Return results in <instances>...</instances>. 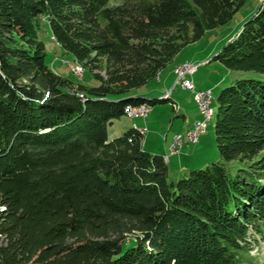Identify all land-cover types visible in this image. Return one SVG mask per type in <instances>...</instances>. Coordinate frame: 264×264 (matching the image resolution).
<instances>
[{
  "label": "trees",
  "instance_id": "16d2710c",
  "mask_svg": "<svg viewBox=\"0 0 264 264\" xmlns=\"http://www.w3.org/2000/svg\"><path fill=\"white\" fill-rule=\"evenodd\" d=\"M246 0H0V264H246L264 235V80L217 94L219 160L176 182L130 127H107L186 45ZM98 82L45 62L38 18ZM264 74V0L212 57ZM85 72V71H84ZM80 93V94H79ZM162 99V100H161Z\"/></svg>",
  "mask_w": 264,
  "mask_h": 264
},
{
  "label": "rangeland",
  "instance_id": "374dc122",
  "mask_svg": "<svg viewBox=\"0 0 264 264\" xmlns=\"http://www.w3.org/2000/svg\"><path fill=\"white\" fill-rule=\"evenodd\" d=\"M124 0H112L114 3H122ZM263 0H246L245 3L234 13L232 18L228 20L225 24L218 26L214 29L207 30L204 35L195 42H192L185 47H183L179 53L174 57L172 64L168 66L163 72L160 74V80H156V78L151 79L145 86L141 87L136 91L159 89L165 82V74H169L168 71L171 70L172 65H176V63H181L184 61L197 63L199 66V70L193 74V79L195 82L196 89L202 90H210L211 91V103L210 109L212 110V115L208 118L206 134L211 133V141H213V148L215 154L206 155L208 163L215 162L219 159L218 151L216 148L215 137L213 132V124L215 121V110L217 105V94L219 91L229 86L234 80L241 78H254L264 80V74L254 71V70H229L223 64L216 60H211L212 57L220 50V48L226 42L232 40L234 36L239 31L243 22H245L259 7ZM38 28H37V36L38 39L41 40L45 45V62L46 64L57 74L67 77L73 83V88H77L79 85H85L86 87H90L96 85L98 82L93 78L92 74L85 69V66L77 61H73L72 55L69 53H65L59 45H57L51 35L49 28L45 25V20L40 17L38 18ZM65 61V62H64ZM66 61H69L71 65H68ZM77 62V63H75ZM208 62V63H207ZM75 63V64H74ZM82 66H81V65ZM76 68H84L83 73H79ZM173 66V69H174ZM85 71V72H84ZM174 72V70H173ZM171 77L168 78V82H171L170 86H174L175 75L170 71ZM180 85V84H177ZM171 89V87H170ZM173 97L171 102H157L153 105V107H168L169 112L173 113L171 110L172 102H174L173 110H178V102L180 101L182 106L188 108L186 111H193L192 106L197 104L194 101V96L189 94V92H185V90L181 92V97L176 95V93L180 92L179 86L177 88H173ZM192 93V92H191ZM80 94V93H79ZM193 94V93H192ZM166 95L165 93L162 96ZM169 96V95H168ZM160 96L152 95L151 98H159ZM177 97V98H176ZM184 104V105H183ZM198 109V107H197ZM133 117H128L127 115H123L119 119L113 121L112 124L107 127V136L108 139L111 140L117 136H120L125 131H127L130 127H132ZM179 118V117H178ZM176 118V119H178ZM138 120V119H137ZM180 121H183L180 119ZM186 122H182V125H186ZM184 133V131H181ZM191 144V143H189ZM188 144V145H189ZM186 145V144H185ZM210 154V153H209ZM209 158V159H208ZM204 156L194 157L192 160H186L183 162L185 168L180 166L170 167L168 169V178L170 181L176 182L180 178L186 177L190 170H196L200 168H204L207 164H203L202 160ZM221 163H223L224 167L230 174H234L237 170V166L241 167V162L237 161H225L221 158L219 159ZM169 166V165H168ZM188 166V167H187ZM190 170H189V169ZM249 254L252 258L250 263L246 264H264V235L256 234L252 229L249 230Z\"/></svg>",
  "mask_w": 264,
  "mask_h": 264
},
{
  "label": "crops",
  "instance_id": "0c3cea01",
  "mask_svg": "<svg viewBox=\"0 0 264 264\" xmlns=\"http://www.w3.org/2000/svg\"><path fill=\"white\" fill-rule=\"evenodd\" d=\"M186 62V61H184ZM208 63V62H207ZM177 64V63H176ZM173 66H171V72H173ZM199 68V66H198ZM197 68L196 72L199 70ZM165 74V82H163V85L161 87H158L159 89H151L150 92L146 90L142 91H136L135 95H140L143 97L151 98L152 95H158L161 96L164 93H169V99L165 100L163 102L169 101L171 102L173 97V88H177L179 86L180 92L176 93V95H179L180 99L182 90L184 91L180 85H175V87L170 86L171 82L168 83V78L170 79L171 74ZM163 71L160 72V74ZM160 74L156 78V80H160ZM187 90H185L186 92ZM189 92V91H187ZM189 94L193 95L191 92ZM180 101L185 100H179L178 102V110H173L174 102H172L171 110L173 113L169 112V108L166 107H151L150 111L146 114L144 117L136 116L132 118L133 127L139 129L142 132V148L143 150L151 153V154H158L161 155L165 161L167 162L168 169L170 167H177L180 166L182 168H185L183 162L186 160H192L194 157H199L201 155L204 156V159L202 160L203 164H207L209 160H207L206 155H213L215 154L214 148H213V141H211V133H206V129L203 133L199 135L198 141L196 143L191 144H184L177 152L170 154L168 151V146L172 140V137L176 133H181V131H186L193 122L197 120H201V114L197 107L193 105L192 110L193 111H186L188 108H185V106L181 105ZM184 105V104H183ZM179 117V118H178ZM178 118V119H176ZM138 119V120H137ZM183 120V121H180ZM182 122H186V125H182ZM113 123V122H112ZM207 128V127H206ZM210 153V154H209ZM209 159V158H208ZM219 159H217L218 161ZM188 167V166H187ZM189 169V168H188ZM190 170V169H189Z\"/></svg>",
  "mask_w": 264,
  "mask_h": 264
},
{
  "label": "built area",
  "instance_id": "2783aa9c",
  "mask_svg": "<svg viewBox=\"0 0 264 264\" xmlns=\"http://www.w3.org/2000/svg\"><path fill=\"white\" fill-rule=\"evenodd\" d=\"M197 68V63L187 61L186 64L180 65L179 68H176L174 71V84H179L180 76H187L186 85H181V87L193 93L194 101L197 104L202 118L201 120L193 122L184 133H176L173 135L172 140L168 146V151L170 154L177 152L184 144L196 143L198 141L199 135L203 133L207 127L212 96L210 90H192V82H194L193 74L196 72ZM75 70H77L79 73H82L79 68H75ZM170 90L165 94H169ZM150 109L151 107L131 105V107H129L128 109V115H131L132 117H144L150 111Z\"/></svg>",
  "mask_w": 264,
  "mask_h": 264
},
{
  "label": "bare ground",
  "instance_id": "6f19581e",
  "mask_svg": "<svg viewBox=\"0 0 264 264\" xmlns=\"http://www.w3.org/2000/svg\"><path fill=\"white\" fill-rule=\"evenodd\" d=\"M65 62V61H64ZM187 62V61H186ZM186 62H181V63H178V64H176L175 66H174V71H175V69L176 68H179V66L180 65H184V64H186ZM66 63L68 64V65H71V63L69 62V61H66ZM75 63H77V62H75ZM74 63V64H75ZM81 65V64H80ZM82 66V65H81ZM75 67V66H74ZM76 68V67H75ZM80 69V71L83 73V69L84 68H79ZM186 83H187V76H180L179 77V84H180V86L181 85H186ZM175 85H177V84H174V86L173 87H175ZM192 90H197L196 89V86H195V82H192ZM169 94H166V95H164V96H160L161 98H166V99H169V96H168ZM159 97V98H160ZM162 100V99H161ZM139 106H141V107H150L148 104H140ZM129 107H131V105H127L126 107H125V115H127L128 117H132L131 115H128V109H129ZM211 115H212V110L210 109V115H209V117L208 118H210L211 117Z\"/></svg>",
  "mask_w": 264,
  "mask_h": 264
}]
</instances>
